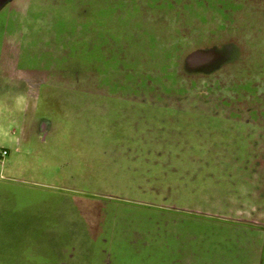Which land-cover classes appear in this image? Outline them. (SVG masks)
Segmentation results:
<instances>
[{
  "label": "rangeland",
  "instance_id": "obj_1",
  "mask_svg": "<svg viewBox=\"0 0 264 264\" xmlns=\"http://www.w3.org/2000/svg\"><path fill=\"white\" fill-rule=\"evenodd\" d=\"M0 25L50 125L0 159V199L52 201L60 233L150 208L192 243L239 194L264 230V0H11Z\"/></svg>",
  "mask_w": 264,
  "mask_h": 264
},
{
  "label": "crops",
  "instance_id": "obj_2",
  "mask_svg": "<svg viewBox=\"0 0 264 264\" xmlns=\"http://www.w3.org/2000/svg\"><path fill=\"white\" fill-rule=\"evenodd\" d=\"M4 45L0 46V150H7L9 157L15 145L26 141L29 126L30 134L41 136L50 125L42 124L38 129L34 116L28 114L30 108L36 109L40 89L20 86L27 80L17 71L21 70L20 61L11 66L4 58ZM19 97L24 98L22 106L17 105ZM30 197L36 198L33 194ZM231 197L226 212L211 214L216 223L209 227L202 224L199 232L195 230L192 243L184 238L190 228L174 226L175 222L172 226L171 218L166 219L162 236L156 239L155 222L150 227V208L138 210L142 215L127 212L120 227L111 221H98L93 226L88 221V229L79 233L78 221L71 217L68 230L60 233L57 216H53L54 203H48L52 201L35 203L31 211H22L17 202L0 199V264H160L171 260L182 264L188 262L186 256L191 264H264V230L248 225L242 198L239 194ZM160 237L161 242L154 243ZM151 256L163 257L162 262L150 261Z\"/></svg>",
  "mask_w": 264,
  "mask_h": 264
},
{
  "label": "built area",
  "instance_id": "obj_3",
  "mask_svg": "<svg viewBox=\"0 0 264 264\" xmlns=\"http://www.w3.org/2000/svg\"><path fill=\"white\" fill-rule=\"evenodd\" d=\"M8 155V151L7 150H1L0 151V159H3L4 157H6Z\"/></svg>",
  "mask_w": 264,
  "mask_h": 264
},
{
  "label": "clouds",
  "instance_id": "obj_4",
  "mask_svg": "<svg viewBox=\"0 0 264 264\" xmlns=\"http://www.w3.org/2000/svg\"><path fill=\"white\" fill-rule=\"evenodd\" d=\"M24 104V98L23 97H19L18 99H17V105L18 106H22Z\"/></svg>",
  "mask_w": 264,
  "mask_h": 264
},
{
  "label": "water",
  "instance_id": "obj_5",
  "mask_svg": "<svg viewBox=\"0 0 264 264\" xmlns=\"http://www.w3.org/2000/svg\"><path fill=\"white\" fill-rule=\"evenodd\" d=\"M8 1L11 0H0V9L4 6V4H6Z\"/></svg>",
  "mask_w": 264,
  "mask_h": 264
},
{
  "label": "flooded vegetation",
  "instance_id": "obj_6",
  "mask_svg": "<svg viewBox=\"0 0 264 264\" xmlns=\"http://www.w3.org/2000/svg\"><path fill=\"white\" fill-rule=\"evenodd\" d=\"M2 28V26L0 25V29ZM1 33V32H0ZM1 36V39H3L2 37L4 36L3 32L2 34L0 35ZM3 41V40H2Z\"/></svg>",
  "mask_w": 264,
  "mask_h": 264
}]
</instances>
